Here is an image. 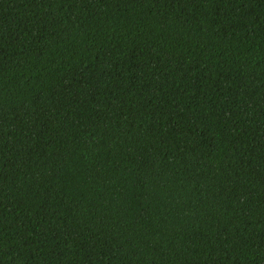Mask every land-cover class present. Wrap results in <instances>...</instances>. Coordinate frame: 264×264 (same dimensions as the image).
I'll use <instances>...</instances> for the list:
<instances>
[{
  "label": "trees",
  "instance_id": "trees-1",
  "mask_svg": "<svg viewBox=\"0 0 264 264\" xmlns=\"http://www.w3.org/2000/svg\"><path fill=\"white\" fill-rule=\"evenodd\" d=\"M0 264H264V0H0Z\"/></svg>",
  "mask_w": 264,
  "mask_h": 264
}]
</instances>
